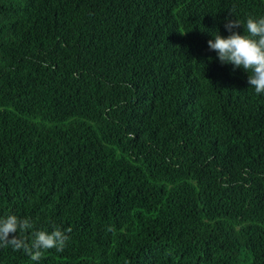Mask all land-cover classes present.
<instances>
[{
  "label": "trees",
  "instance_id": "16d2710c",
  "mask_svg": "<svg viewBox=\"0 0 264 264\" xmlns=\"http://www.w3.org/2000/svg\"><path fill=\"white\" fill-rule=\"evenodd\" d=\"M249 14L264 0H0V216L71 228L0 264H264V93L207 43Z\"/></svg>",
  "mask_w": 264,
  "mask_h": 264
},
{
  "label": "clouds",
  "instance_id": "9594fccd",
  "mask_svg": "<svg viewBox=\"0 0 264 264\" xmlns=\"http://www.w3.org/2000/svg\"><path fill=\"white\" fill-rule=\"evenodd\" d=\"M243 26L241 33L239 28ZM228 35L219 30L212 32L208 40L210 50L216 52L222 64L242 68L248 75V83L257 95L264 93V15L249 14L243 23L239 19L225 18ZM32 230L30 237L26 235ZM71 228L62 229L53 225L52 229H36L30 217H20L15 213L0 216V247L11 246L13 250H23L32 261H40L45 251L55 249L63 252L69 240Z\"/></svg>",
  "mask_w": 264,
  "mask_h": 264
}]
</instances>
